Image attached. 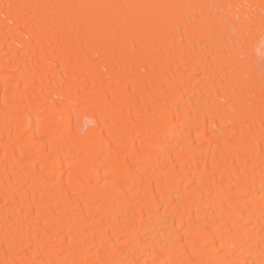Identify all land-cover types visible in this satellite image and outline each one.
Listing matches in <instances>:
<instances>
[{"label":"bare ground","instance_id":"1","mask_svg":"<svg viewBox=\"0 0 264 264\" xmlns=\"http://www.w3.org/2000/svg\"><path fill=\"white\" fill-rule=\"evenodd\" d=\"M245 2L0 0V264H264Z\"/></svg>","mask_w":264,"mask_h":264},{"label":"rangeland","instance_id":"2","mask_svg":"<svg viewBox=\"0 0 264 264\" xmlns=\"http://www.w3.org/2000/svg\"><path fill=\"white\" fill-rule=\"evenodd\" d=\"M245 3L248 5L249 2H245ZM248 6H249L250 9H251V7H253L252 4H250ZM253 10L255 11L254 7H253ZM263 10H264L263 6L257 7L256 11H258L257 12L258 13L257 14V16H258L257 20L258 21H255L256 24H255V29H254V33L256 35H254V33H253V36L251 38L250 45H249V50L244 53L243 58L245 59L246 57H249L252 62L253 61L256 62L258 64L259 71L264 75V11ZM250 11L252 13V10H250ZM234 29H235V31L236 30L238 31L237 25L233 26V30ZM249 54H250V56H249ZM262 83H264V79L262 80ZM57 98L58 97H56V98L54 97V99L58 100L59 98L58 99ZM73 105L76 106V108L79 107L78 104L77 105L73 104ZM72 121L73 122H71V123L73 125V128H76V127L78 128L79 127V131H80L79 135L77 134L78 136L75 137V138L76 139H80L79 138L80 136L84 137L85 136L84 132H85V129H86V126H87L89 120L87 118H83V119H81L79 121L78 120L76 121V119H74ZM77 125H79V126H77ZM43 135H41V138L43 137L44 140H48V138H50V139L53 138L52 137L53 134L45 133ZM64 168H66L65 165H64ZM115 177L117 178V176H115ZM159 209H162V207H160ZM30 233L32 234L33 231H31ZM68 236L69 237H71V236L73 237V235H68ZM68 236L65 237V241L66 242H69L70 238ZM19 255H21V254H19ZM43 257H45V256L43 255Z\"/></svg>","mask_w":264,"mask_h":264}]
</instances>
